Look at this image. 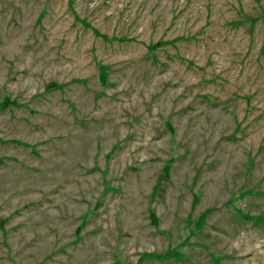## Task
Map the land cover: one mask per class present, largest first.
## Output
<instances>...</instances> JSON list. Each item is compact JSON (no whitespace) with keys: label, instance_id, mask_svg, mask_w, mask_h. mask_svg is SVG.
Here are the masks:
<instances>
[{"label":"rangeland","instance_id":"1","mask_svg":"<svg viewBox=\"0 0 264 264\" xmlns=\"http://www.w3.org/2000/svg\"><path fill=\"white\" fill-rule=\"evenodd\" d=\"M0 264H264V0H0Z\"/></svg>","mask_w":264,"mask_h":264},{"label":"trees","instance_id":"2","mask_svg":"<svg viewBox=\"0 0 264 264\" xmlns=\"http://www.w3.org/2000/svg\"><path fill=\"white\" fill-rule=\"evenodd\" d=\"M7 105H8V106L11 105V104H10V101H8V99H6L5 104H4V107L7 106ZM8 106H7V107H8Z\"/></svg>","mask_w":264,"mask_h":264}]
</instances>
